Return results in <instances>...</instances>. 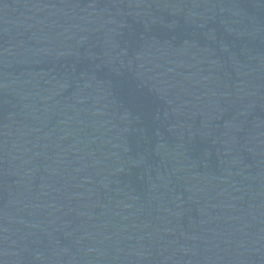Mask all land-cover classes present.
<instances>
[{
  "label": "water",
  "instance_id": "1",
  "mask_svg": "<svg viewBox=\"0 0 264 264\" xmlns=\"http://www.w3.org/2000/svg\"><path fill=\"white\" fill-rule=\"evenodd\" d=\"M0 264H264V0H0Z\"/></svg>",
  "mask_w": 264,
  "mask_h": 264
}]
</instances>
